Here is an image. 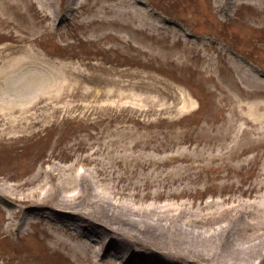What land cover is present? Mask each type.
Instances as JSON below:
<instances>
[{"label": "rangeland", "instance_id": "rangeland-1", "mask_svg": "<svg viewBox=\"0 0 264 264\" xmlns=\"http://www.w3.org/2000/svg\"><path fill=\"white\" fill-rule=\"evenodd\" d=\"M258 6L242 0L226 16L215 0H0V58L27 54L24 70L43 74L38 99L63 107L0 141V189L24 194L57 164L51 182L89 169L97 190L140 192V203L160 190L157 204L254 208L264 200ZM8 92L0 86V102ZM238 138L250 148L228 152ZM16 206L0 197V264H92L64 229L22 225Z\"/></svg>", "mask_w": 264, "mask_h": 264}, {"label": "bare ground", "instance_id": "bare-ground-1", "mask_svg": "<svg viewBox=\"0 0 264 264\" xmlns=\"http://www.w3.org/2000/svg\"><path fill=\"white\" fill-rule=\"evenodd\" d=\"M251 1L258 6V0ZM240 4L242 0H215L216 10L226 16ZM258 8L264 9V3ZM26 57L18 50L17 55L0 58V86L9 90L0 102V141L32 131L42 121L41 109L52 115L63 108L38 99L43 74L24 70ZM243 140L238 138L228 152L248 148L252 140ZM56 165L38 169L34 179L40 173L47 177L31 184L24 194L9 193L5 191L9 186H4L0 197L17 204L11 213L21 214L22 225L39 218L75 237L79 245L72 248L79 258L81 248L90 251L92 264H264V200L252 209L233 205L223 210L205 203L193 210L183 202L157 204L154 200L164 193L153 190L142 194L151 202L140 203L131 200L140 192L114 197L97 190L94 179L88 178L89 169H72L66 181L51 182ZM50 201L58 206L42 209Z\"/></svg>", "mask_w": 264, "mask_h": 264}]
</instances>
